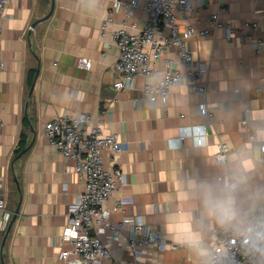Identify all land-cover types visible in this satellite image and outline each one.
I'll list each match as a JSON object with an SVG mask.
<instances>
[{"label": "crops", "instance_id": "crops-1", "mask_svg": "<svg viewBox=\"0 0 264 264\" xmlns=\"http://www.w3.org/2000/svg\"><path fill=\"white\" fill-rule=\"evenodd\" d=\"M112 1L54 0L51 12L53 0H11L3 18L0 181L6 207L0 210V264H58L60 253L71 248L64 233L84 180L76 174L74 159L45 134L47 122L57 116L88 113L90 126L120 134L123 152L114 158L104 150L106 166L121 167L128 178L105 203L111 209L116 199L128 200L125 212L114 213L112 221L128 216L168 242L187 244L164 251L146 245L138 260L130 231L118 241L111 232L102 233L113 255L94 264H202L222 229L245 230L264 205V164L256 158L257 144L264 142V50L237 37L229 40L224 29L193 36L188 46L195 60L208 66L206 102L216 108L215 116L200 113L204 100L187 81L175 84L167 101L152 102L142 77L130 87L114 86L117 25L102 33ZM217 7L218 0H208L189 21L180 20L181 28L190 22L198 30L206 27ZM124 15L123 10L115 17ZM147 18L141 2L129 21L143 27ZM222 18L236 27L257 21L256 34L264 37V0H227ZM82 57L92 60L91 68L79 64ZM163 58L186 69L177 51ZM182 133L181 143L171 144ZM221 142L231 147L226 164L217 157ZM233 181L237 217L222 225L205 209L206 188L219 192Z\"/></svg>", "mask_w": 264, "mask_h": 264}, {"label": "built area", "instance_id": "built-area-1", "mask_svg": "<svg viewBox=\"0 0 264 264\" xmlns=\"http://www.w3.org/2000/svg\"><path fill=\"white\" fill-rule=\"evenodd\" d=\"M208 0H113L112 6L102 23V33L106 34L111 24L117 27L113 37L119 47L120 56L113 71L116 75V89L130 87L138 77L145 80L143 91L152 101H167L175 84L189 82L196 93L204 100L200 107L203 116L213 118L216 108H210L206 102L208 88L204 84L208 66L205 62L195 60L188 46L193 36L210 35L214 31L224 29L226 37L231 40L239 38L241 42H251L256 51L264 50V37L257 35L260 24L257 21H246L241 27L234 26L222 18L227 10V0H218L217 10L211 13L206 21L207 26L196 29L193 23L181 28L180 20L189 21L190 14L201 10ZM11 0H0V49L3 43V18ZM144 2L148 18L143 27L138 22H130L135 7ZM124 10V18L117 20L115 15ZM167 51H177L186 69L177 68L171 59L163 58ZM162 61V66L160 62ZM79 64L91 68L93 62L82 57ZM6 62L0 57V74ZM91 117L88 113L74 116H57L49 120L45 126V134L50 143L64 156L74 159L75 171L84 180V190L70 207L69 224L64 233L65 241L71 248L63 250L58 264H94L113 255L112 250L99 236L111 232L113 240H120L124 230L130 231V246L140 260L143 248L152 245L158 250L168 247H181L183 242H168L161 232L150 229L141 220L125 216L117 223L111 220L112 215L125 212L128 200L118 198L112 208L105 203L118 190V184H126L128 178L121 167L110 169L105 164L104 150L107 149L116 158L125 149L120 134L107 131L102 125L90 126ZM246 126L249 119L244 120ZM4 120L0 115V134ZM185 134L178 141L181 143ZM205 138V137H204ZM205 142V139H203ZM256 158L264 164V142L257 144ZM231 147L221 142L218 150V161L226 164L229 160ZM230 185H236L233 181ZM3 183L0 181V210L6 207L5 194L1 192ZM264 231V205L253 215L252 224L245 230L222 229L209 248L208 259L202 264H264V251H257L245 243L247 236L252 235L249 229ZM264 249V244L260 246ZM138 264H141L138 262Z\"/></svg>", "mask_w": 264, "mask_h": 264}, {"label": "clouds", "instance_id": "clouds-1", "mask_svg": "<svg viewBox=\"0 0 264 264\" xmlns=\"http://www.w3.org/2000/svg\"><path fill=\"white\" fill-rule=\"evenodd\" d=\"M97 4L99 0H96ZM236 185H225L219 192H214L211 187L206 188L204 205L207 213L216 218L217 222L229 224L237 217L235 208V198L232 192L235 191ZM252 235L245 239L246 244H250L257 251H264L260 246L264 244V231L249 229Z\"/></svg>", "mask_w": 264, "mask_h": 264}, {"label": "water", "instance_id": "water-1", "mask_svg": "<svg viewBox=\"0 0 264 264\" xmlns=\"http://www.w3.org/2000/svg\"><path fill=\"white\" fill-rule=\"evenodd\" d=\"M53 8H54V0H53V6H52V10H51V12L53 11ZM51 12H50V13H51ZM49 16H50V14H48V15L46 16V18H48ZM46 18H44V19H46ZM39 21H40V20L35 21V22L32 24V28L36 27V25L39 23ZM12 223H13V221H11V223H10V225H9V227H8V231H7V233H6V236H5V238H4L3 242H2V245H1V250H2V252H3V250H4V246H5L6 238H7L8 232H9L10 229H11ZM3 264H5V263L3 262Z\"/></svg>", "mask_w": 264, "mask_h": 264}]
</instances>
